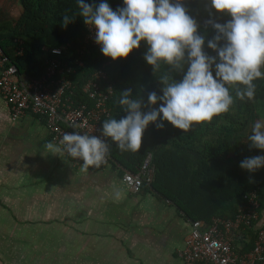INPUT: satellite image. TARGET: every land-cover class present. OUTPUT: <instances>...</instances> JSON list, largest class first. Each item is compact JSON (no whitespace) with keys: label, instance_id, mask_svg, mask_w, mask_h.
I'll list each match as a JSON object with an SVG mask.
<instances>
[{"label":"trees","instance_id":"obj_1","mask_svg":"<svg viewBox=\"0 0 264 264\" xmlns=\"http://www.w3.org/2000/svg\"><path fill=\"white\" fill-rule=\"evenodd\" d=\"M19 1L22 7L19 19L0 26V45L17 66L20 79L30 82L44 77L51 61L59 58L72 69L66 73V79L72 83L66 97L76 106L83 104L89 109L95 107L96 100L90 95L95 88L86 91L87 84L98 82L100 93L105 94L112 86L107 103L109 116L103 118L102 125L109 118L119 119L126 115L119 104L125 89H131L133 96L143 98L145 103L150 92L162 94L159 76L168 70V65L162 63L155 72L144 59L146 43L128 58L112 60L102 54L99 46L88 42L92 28L77 14L79 8L75 0ZM86 2L91 4L92 0ZM95 2L98 4L101 0ZM108 2L114 10L123 6V0ZM184 7L200 25V34L208 39L216 34L211 25H206L208 19L219 23L230 19L229 15L211 8L210 0H184ZM65 14L75 16L74 22L66 28L62 26ZM56 48H62V56L52 52ZM205 51L216 55L206 45ZM99 72H102L100 78L97 77ZM169 74L175 80L183 76V72L177 71ZM255 83L254 99L236 98L230 112L214 118L211 123L194 125L187 132L167 121H164L163 129L150 124L138 152H121L110 138L105 137L111 156L107 165L118 169L123 180L127 171L139 173L145 161L151 158L153 179L145 181L138 193L157 194L175 204L191 222L203 220L210 224L214 217L234 218L244 204V196L253 190L258 193L261 215L264 214V168L249 172L240 167L244 159L264 155V150L251 148L247 141L253 123L264 119V79ZM261 229L264 224L258 221L237 233L234 246L242 255L254 249Z\"/></svg>","mask_w":264,"mask_h":264},{"label":"clouds","instance_id":"obj_2","mask_svg":"<svg viewBox=\"0 0 264 264\" xmlns=\"http://www.w3.org/2000/svg\"><path fill=\"white\" fill-rule=\"evenodd\" d=\"M75 2L77 14L95 30V43L105 57L128 58L146 43L144 59L154 71L162 63L168 65L159 76L162 94L150 92L145 103L125 89L119 104L126 115L103 122V137L121 152H138L150 124L163 129L167 121L187 132L194 125L211 123L229 113L236 98L254 99L255 81L264 79V0H210L211 8L230 16L225 23L205 22L215 30L211 39L200 34V25L184 7V0H123V6L115 10L108 0ZM74 19V15H63L62 26L66 28ZM205 45L216 55L206 52ZM173 71L183 72L182 79L175 80L169 74ZM247 141L251 148L264 150V119L253 123ZM60 143L62 149L52 142L45 148L51 154L64 151L82 160L86 170L107 163L109 145L98 136L66 132ZM240 167L249 172L264 168V155L248 157ZM121 196V190L114 189V199Z\"/></svg>","mask_w":264,"mask_h":264},{"label":"crops","instance_id":"obj_3","mask_svg":"<svg viewBox=\"0 0 264 264\" xmlns=\"http://www.w3.org/2000/svg\"><path fill=\"white\" fill-rule=\"evenodd\" d=\"M21 13L19 0H0V26ZM48 142L44 119L13 120L0 94V264H185L179 253L192 222L175 204L133 193L112 165L86 170L62 151L51 154Z\"/></svg>","mask_w":264,"mask_h":264},{"label":"built area","instance_id":"obj_4","mask_svg":"<svg viewBox=\"0 0 264 264\" xmlns=\"http://www.w3.org/2000/svg\"><path fill=\"white\" fill-rule=\"evenodd\" d=\"M88 42L95 43V30L92 28ZM100 47V46H99ZM23 50H20L22 54ZM62 56V48L52 51ZM63 61L56 58L51 61L46 75L40 79L28 82L18 76L17 66L11 62L0 45V94L9 103L13 120H19L28 113L39 115L44 119L53 143L61 149L60 143L66 132H80L105 139L102 135V120L109 116L107 103L109 95L100 93L98 82L90 81L86 91L95 88L90 95L96 100L95 107L89 109L86 105H75L71 98H67V91L72 83L66 79V73L71 72ZM102 72L97 74L100 78ZM112 89V86L109 87ZM108 89V90H109ZM75 164L83 163L80 159H73ZM111 156H107V165ZM154 166L148 158L137 174L127 171L123 181L131 191L138 193L145 181H152ZM261 217V203L256 190L244 196V204L234 218L222 219L214 217L210 224L203 220L192 222V228L186 238L185 246L179 256L185 264H263L264 263V229H261L252 251L241 254L234 246L237 233L251 228Z\"/></svg>","mask_w":264,"mask_h":264},{"label":"rangeland","instance_id":"obj_5","mask_svg":"<svg viewBox=\"0 0 264 264\" xmlns=\"http://www.w3.org/2000/svg\"><path fill=\"white\" fill-rule=\"evenodd\" d=\"M4 244H6V243H4V242H0V245H4ZM6 246L7 245H4L3 246V249H5L6 248ZM82 252H80V251H78V255H80ZM60 255L62 254V253H59ZM58 256V255H57ZM40 261H46V260H48V259H50V258H45V257H41V258H38ZM39 260H37L36 262H34V263H30V264H46V263H42V262H40ZM67 260V259H66ZM65 259H58V260H50V261H48V262H51L50 264H69V263H71V264H83V257L82 258H73V259H71V261L70 262H68V261H66ZM8 264H14V263H12V262H9Z\"/></svg>","mask_w":264,"mask_h":264}]
</instances>
